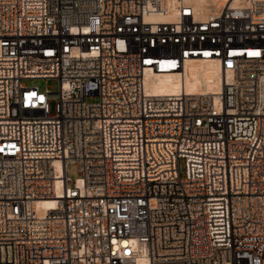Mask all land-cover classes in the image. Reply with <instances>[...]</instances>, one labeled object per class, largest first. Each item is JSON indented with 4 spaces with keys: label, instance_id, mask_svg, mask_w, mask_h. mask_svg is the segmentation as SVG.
Masks as SVG:
<instances>
[{
    "label": "built area",
    "instance_id": "1",
    "mask_svg": "<svg viewBox=\"0 0 264 264\" xmlns=\"http://www.w3.org/2000/svg\"><path fill=\"white\" fill-rule=\"evenodd\" d=\"M210 6L0 0V264H264V0Z\"/></svg>",
    "mask_w": 264,
    "mask_h": 264
},
{
    "label": "bare ground",
    "instance_id": "2",
    "mask_svg": "<svg viewBox=\"0 0 264 264\" xmlns=\"http://www.w3.org/2000/svg\"><path fill=\"white\" fill-rule=\"evenodd\" d=\"M200 15L211 10V3L215 0H192ZM149 19L156 21H170L172 14L157 12L151 14ZM220 81L218 68L210 62L203 60L188 61L181 73H149L145 77V86L153 94L174 93L179 88L187 92H212ZM54 206L53 200H38L34 202V209L42 213L45 209Z\"/></svg>",
    "mask_w": 264,
    "mask_h": 264
},
{
    "label": "rangeland",
    "instance_id": "3",
    "mask_svg": "<svg viewBox=\"0 0 264 264\" xmlns=\"http://www.w3.org/2000/svg\"><path fill=\"white\" fill-rule=\"evenodd\" d=\"M26 84L28 86H37V88L40 91H44L45 89H53L56 90L58 87V83L54 79H34V80H27ZM182 165V163H181ZM68 175L70 176L71 179L80 177L79 173V166L77 164H70L68 166Z\"/></svg>",
    "mask_w": 264,
    "mask_h": 264
},
{
    "label": "snow or ice",
    "instance_id": "4",
    "mask_svg": "<svg viewBox=\"0 0 264 264\" xmlns=\"http://www.w3.org/2000/svg\"><path fill=\"white\" fill-rule=\"evenodd\" d=\"M251 55H256V53H250ZM206 55H207V53H206Z\"/></svg>",
    "mask_w": 264,
    "mask_h": 264
}]
</instances>
